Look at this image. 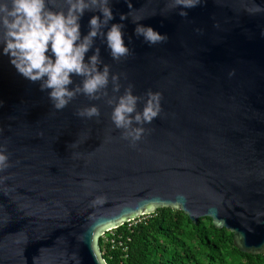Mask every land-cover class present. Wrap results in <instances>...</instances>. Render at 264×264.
<instances>
[{"label": "water", "instance_id": "95a60500", "mask_svg": "<svg viewBox=\"0 0 264 264\" xmlns=\"http://www.w3.org/2000/svg\"><path fill=\"white\" fill-rule=\"evenodd\" d=\"M171 3L110 0L104 31L123 23L131 55L114 61L95 41L121 74L117 95L129 83L134 95L162 94L159 116L135 144L103 99L79 95L56 110L50 90L23 77L0 44V145L10 162L0 171V264H107L100 236L161 207L194 223L210 217L240 251L264 254V12L245 10L264 0H201L186 18ZM121 13L130 15L121 21ZM92 15L80 20L82 36ZM134 18L168 41L143 42ZM93 104L99 117L76 114Z\"/></svg>", "mask_w": 264, "mask_h": 264}, {"label": "clouds", "instance_id": "9594fccd", "mask_svg": "<svg viewBox=\"0 0 264 264\" xmlns=\"http://www.w3.org/2000/svg\"><path fill=\"white\" fill-rule=\"evenodd\" d=\"M56 3L57 0H0L3 54L10 57V63L23 77L39 82L41 91L50 90L48 98L56 110H63L79 95L89 100L103 99L113 106L111 120L115 127L122 130L124 139L135 144L144 134L143 125L151 124L159 116L162 94L149 90L144 96L134 95V85L129 83L123 93L117 95L121 93V74L111 73L110 65L101 58L100 47H94L99 38L106 43L114 61L130 56L132 50L125 44L122 32L125 25L113 23L104 31L114 18L110 0H63L66 8H56ZM200 4L201 0H172L169 8H179L178 15L186 18V9ZM128 7L131 9L132 5ZM245 10L254 15L264 12V7L256 5ZM86 11L99 15L91 16L89 31L82 36L80 20ZM129 15L121 13L120 20L128 19ZM139 19L142 18L133 19L136 37L142 38L149 46L168 41L166 33L161 34L151 26L138 23ZM90 51L92 55L86 60ZM234 74V70L229 72V76ZM73 76L80 77L81 81L74 84ZM141 101L143 108L138 110ZM76 114L91 119L101 113L93 104L78 109ZM9 167L7 147L0 145V171Z\"/></svg>", "mask_w": 264, "mask_h": 264}, {"label": "trees", "instance_id": "16d2710c", "mask_svg": "<svg viewBox=\"0 0 264 264\" xmlns=\"http://www.w3.org/2000/svg\"><path fill=\"white\" fill-rule=\"evenodd\" d=\"M99 247L107 264H264V254L240 251L210 217L194 223L169 207L106 231Z\"/></svg>", "mask_w": 264, "mask_h": 264}]
</instances>
